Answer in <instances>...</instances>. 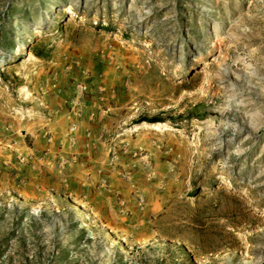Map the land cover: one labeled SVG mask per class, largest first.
Returning a JSON list of instances; mask_svg holds the SVG:
<instances>
[{"label":"rangeland","instance_id":"obj_1","mask_svg":"<svg viewBox=\"0 0 264 264\" xmlns=\"http://www.w3.org/2000/svg\"><path fill=\"white\" fill-rule=\"evenodd\" d=\"M82 113L104 218L45 148ZM0 264H264V0H0Z\"/></svg>","mask_w":264,"mask_h":264},{"label":"crops","instance_id":"obj_2","mask_svg":"<svg viewBox=\"0 0 264 264\" xmlns=\"http://www.w3.org/2000/svg\"><path fill=\"white\" fill-rule=\"evenodd\" d=\"M74 124L72 129L66 119L61 121L59 132L51 133V143L45 148L52 156L70 162L65 168L69 192L82 195L92 210L104 218V189L98 188V179L104 178V145L94 141L100 136L104 119L82 113Z\"/></svg>","mask_w":264,"mask_h":264}]
</instances>
